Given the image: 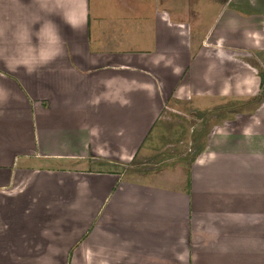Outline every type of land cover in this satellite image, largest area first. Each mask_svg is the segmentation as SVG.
I'll return each instance as SVG.
<instances>
[{
  "label": "crops",
  "instance_id": "obj_1",
  "mask_svg": "<svg viewBox=\"0 0 264 264\" xmlns=\"http://www.w3.org/2000/svg\"><path fill=\"white\" fill-rule=\"evenodd\" d=\"M142 1L0 0V264H264V0ZM37 19L67 43L28 75ZM177 104V164L125 176Z\"/></svg>",
  "mask_w": 264,
  "mask_h": 264
},
{
  "label": "rangeland",
  "instance_id": "obj_2",
  "mask_svg": "<svg viewBox=\"0 0 264 264\" xmlns=\"http://www.w3.org/2000/svg\"><path fill=\"white\" fill-rule=\"evenodd\" d=\"M127 1L133 2V0ZM142 3L144 11H152V0H144ZM183 44V42L175 40V49H182ZM172 107L163 109L162 115L164 119L163 121L160 120V123L153 130L148 141L150 143L152 140L150 147L146 148L145 152L138 154L131 163L127 164L124 172L125 176L144 179L148 175L151 176L154 172L165 170L177 164V159H173L172 156H175V152H181L182 145L179 142L184 139L186 135L184 132L189 130L188 127L193 129L194 118H192L190 124L188 116L183 114L184 108L182 104L172 105ZM201 123L203 124L204 121Z\"/></svg>",
  "mask_w": 264,
  "mask_h": 264
},
{
  "label": "clouds",
  "instance_id": "obj_3",
  "mask_svg": "<svg viewBox=\"0 0 264 264\" xmlns=\"http://www.w3.org/2000/svg\"><path fill=\"white\" fill-rule=\"evenodd\" d=\"M40 7L42 10L47 8L44 3H41ZM50 14L59 15L63 23L73 31L79 27L62 11ZM37 24H39V28L34 29ZM66 43L60 27L54 21L48 20L46 23H41L37 19L33 22L32 27L24 26L18 33V50L10 58L15 63H10L9 66L13 69L22 67L26 74L31 75L61 57L64 54ZM7 99V91L0 89V103L6 102Z\"/></svg>",
  "mask_w": 264,
  "mask_h": 264
}]
</instances>
